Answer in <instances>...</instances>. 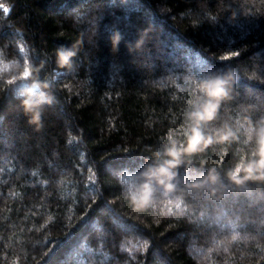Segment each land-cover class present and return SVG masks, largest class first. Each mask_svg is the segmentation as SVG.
<instances>
[{
  "label": "trees",
  "instance_id": "trees-1",
  "mask_svg": "<svg viewBox=\"0 0 264 264\" xmlns=\"http://www.w3.org/2000/svg\"><path fill=\"white\" fill-rule=\"evenodd\" d=\"M0 4L5 75L27 59L53 96L36 131L15 98L26 83L0 80V264H264V181L229 178L264 120V0ZM62 47L77 53L64 68ZM225 69L230 99L202 131L235 138L182 153L167 201L136 208L127 193L157 153L186 147L199 84ZM213 169L215 183L177 197Z\"/></svg>",
  "mask_w": 264,
  "mask_h": 264
},
{
  "label": "clouds",
  "instance_id": "clouds-1",
  "mask_svg": "<svg viewBox=\"0 0 264 264\" xmlns=\"http://www.w3.org/2000/svg\"><path fill=\"white\" fill-rule=\"evenodd\" d=\"M4 6L0 4V8ZM112 44V52L119 51V44L123 40L122 34L115 32L110 36ZM126 47L128 45L126 44ZM131 54L132 49L128 48ZM76 52L72 49L59 48L56 51L58 64L61 68L70 66ZM14 58L0 60V80L4 84L16 85L20 82H25L26 87L19 94L15 95L18 100V105L22 109V114L27 118L29 125H34L36 131H40L43 127V115L45 107L51 105L53 96L47 79H41L39 76L40 68L31 64L27 59L17 60L15 71L11 75H5V64H12ZM25 71L28 75L25 76ZM235 74L231 69L219 70L217 74L210 79L204 80L199 84V89L204 94L206 102L201 109L190 113V118L194 121L190 134L188 135L187 145L183 149L179 148L174 142L171 147L167 148L165 153H157V161L149 165L141 175V181L137 186L129 191L128 198L132 204L141 210H155L158 204H163L167 201L169 193L174 190L172 181L176 176V169L180 164V156L182 153H192L194 151H203L214 140L227 141L229 138H235L233 132L225 126L223 130L216 131L214 135L206 136L203 131V125L215 118L216 111L222 100L230 99ZM2 87V85H0ZM251 139V137H249ZM258 145L251 159L238 160L235 170L243 172L244 175L237 179L236 175L229 172V178L236 185L244 184L245 182L264 181V120L260 122L257 129ZM202 145V147H198ZM215 170L208 172L204 180H192L186 186L184 191L177 192V197L183 199L191 196L195 190L201 189L207 183H215L217 174ZM157 188H161V192H157ZM210 197H217V193L209 191ZM261 197L259 203H264V191L258 193ZM164 209L161 208V211ZM232 239H236L235 236Z\"/></svg>",
  "mask_w": 264,
  "mask_h": 264
},
{
  "label": "rangeland",
  "instance_id": "rangeland-1",
  "mask_svg": "<svg viewBox=\"0 0 264 264\" xmlns=\"http://www.w3.org/2000/svg\"><path fill=\"white\" fill-rule=\"evenodd\" d=\"M224 223H225V222H224ZM224 223H223V224H224ZM261 225H262V226L264 225L263 222H261ZM223 226H225V225H223ZM222 229H223V227L221 226V228H219V231L222 230ZM217 231H218V230H217Z\"/></svg>",
  "mask_w": 264,
  "mask_h": 264
},
{
  "label": "snow or ice",
  "instance_id": "snow-or-ice-1",
  "mask_svg": "<svg viewBox=\"0 0 264 264\" xmlns=\"http://www.w3.org/2000/svg\"><path fill=\"white\" fill-rule=\"evenodd\" d=\"M4 10H5V11H7V9H4ZM24 74H25V76H27V75H28V72H27V71H25V73H24Z\"/></svg>",
  "mask_w": 264,
  "mask_h": 264
}]
</instances>
